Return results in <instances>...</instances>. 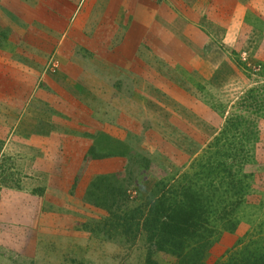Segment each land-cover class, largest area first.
Returning a JSON list of instances; mask_svg holds the SVG:
<instances>
[{"label": "rangeland", "instance_id": "rangeland-1", "mask_svg": "<svg viewBox=\"0 0 264 264\" xmlns=\"http://www.w3.org/2000/svg\"><path fill=\"white\" fill-rule=\"evenodd\" d=\"M51 2L0 0V264H179L166 246L148 250L143 234L129 242L109 228L90 184L106 176L125 192L121 209L136 208L225 133L244 148L250 176L235 229L208 241L202 264H214L264 220V0L150 1L153 39L126 49L131 58L112 65L114 83L105 86L65 81L58 52L24 43L40 45L39 26L55 44L63 37L65 23L45 19ZM47 83L80 99L86 124L70 121L61 132ZM110 106L124 128L101 137L93 128ZM233 115L250 120L249 135L225 129Z\"/></svg>", "mask_w": 264, "mask_h": 264}, {"label": "trees", "instance_id": "trees-1", "mask_svg": "<svg viewBox=\"0 0 264 264\" xmlns=\"http://www.w3.org/2000/svg\"><path fill=\"white\" fill-rule=\"evenodd\" d=\"M261 102L255 100L254 106L258 108ZM249 122L233 115L225 129L235 133L241 129L249 135ZM228 145L225 133L213 137L186 170L155 183L154 192L136 208L121 209L125 192L113 187L106 176L92 181L90 196L108 212L109 228L118 230L125 240L134 242L143 234L148 250L166 246L179 264H202L208 241L219 231L235 229L234 215L248 190L250 175L242 171L247 161L244 148ZM217 156L223 161L215 163L212 159ZM261 207L264 211V203ZM232 247L214 264H264V220L253 224ZM145 264L157 263L147 258Z\"/></svg>", "mask_w": 264, "mask_h": 264}, {"label": "crops", "instance_id": "crops-1", "mask_svg": "<svg viewBox=\"0 0 264 264\" xmlns=\"http://www.w3.org/2000/svg\"><path fill=\"white\" fill-rule=\"evenodd\" d=\"M44 1H52L50 10L45 14V19L49 18L50 22L58 19L62 24L65 23L62 32L63 37H60L55 44V40L47 32L42 35L44 32L42 28L44 27L38 25L39 27L35 28V40L37 43L40 42V45H37L31 38H28L29 43H24L29 44L30 48H33L32 50L40 47L45 52L48 50L58 52L62 60H60L61 68H64L67 73L65 81H71V83L75 81L79 84L81 80L85 79L95 83L100 82L101 86L108 83L112 85L114 83L113 79H115L114 71H116L112 70V65L114 63L118 65L121 59L131 58L129 54L125 58V50H130L132 45H138L140 41L149 45L151 39H153L149 27L150 12L153 8L150 1L153 0ZM31 28L30 26V30ZM27 31L29 30L27 29ZM152 35L154 36L153 32ZM32 50L30 53L33 52ZM62 50H65L63 52L64 56L60 55ZM122 53L124 56H121ZM58 76L64 77L61 73ZM105 76L107 77L105 78ZM103 79L105 81H102ZM52 84L47 83V85H44L47 93V105L51 107L53 117L63 119L61 132L68 133L69 127H71L70 121H72V124L76 123L78 127L82 122L86 124V119L90 115L86 113L85 107L80 108L77 104L80 99L76 100L65 96L64 90L60 91L57 89L56 84ZM113 98L117 102V96L113 95ZM105 100L107 101V99ZM117 108L110 106V118H106L105 122L100 123L101 127L99 129L95 125L93 128L95 134L100 133L101 137L113 136L119 126L124 128V124H119L117 118L113 117V115H116ZM125 127L128 129L129 125L125 124ZM78 132H80V128H78ZM126 133L129 134L128 130ZM78 141L82 140L78 138Z\"/></svg>", "mask_w": 264, "mask_h": 264}]
</instances>
